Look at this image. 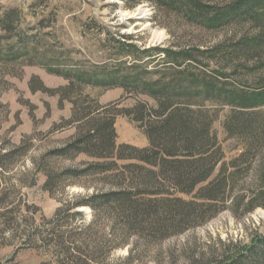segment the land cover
I'll use <instances>...</instances> for the list:
<instances>
[{
	"label": "rangeland",
	"instance_id": "374dc122",
	"mask_svg": "<svg viewBox=\"0 0 264 264\" xmlns=\"http://www.w3.org/2000/svg\"><path fill=\"white\" fill-rule=\"evenodd\" d=\"M238 1L200 0L213 11ZM135 2L0 0V264H264V199L247 205L264 190V106L240 111L204 87L214 79L227 89L264 87V16L208 27ZM251 37L259 40L250 47ZM169 97L190 111L188 123L207 124L213 178L224 169L237 181L215 212L178 209L192 226L162 238L147 223L127 228L110 205H82L114 190L115 167L69 146L92 117L93 126L113 122L116 146L148 148L147 132L162 120L154 111ZM199 216L211 218L195 225Z\"/></svg>",
	"mask_w": 264,
	"mask_h": 264
},
{
	"label": "trees",
	"instance_id": "16d2710c",
	"mask_svg": "<svg viewBox=\"0 0 264 264\" xmlns=\"http://www.w3.org/2000/svg\"><path fill=\"white\" fill-rule=\"evenodd\" d=\"M141 2L142 0H136L132 6ZM150 2L156 11L159 9L176 11L190 20L200 19L199 21L208 27H218L223 22L226 23L241 15L252 14L256 20L264 16V13L260 16L255 14V9H260L259 7L264 11V0H239L226 8H215L214 11L207 10L200 0H150ZM244 2L248 4L247 8L242 7ZM258 38H247L243 43L247 46L253 43L256 45ZM162 51L167 53L166 50ZM168 53L175 60L179 57L183 60L190 57L180 52ZM191 77L192 89L198 91L202 82L198 76ZM178 87L182 89L181 86ZM204 87L213 100L218 102L223 97L225 105L240 111L264 106V87L250 91L227 89L215 79ZM147 89L152 90L153 94L167 96L165 87L160 88L151 84ZM158 104L159 108L154 114L162 120L154 130L152 126L149 128L148 148L116 146L113 122L104 121L94 127L91 124L96 122L92 117L84 118L81 123L82 126H87L84 127L86 129H81L84 134L69 148H77L79 153H85L97 160L108 159L111 161L110 166L115 167L114 190L92 196L82 202V205L93 209H96L95 204L110 205V210L116 214V221H121L127 228L138 223H147L163 238L179 234L192 226L187 222L190 213H179L181 220H178L176 212L178 209L195 208L197 211L208 209L215 212L219 206H223L228 199V189L237 181V174L234 172L226 174V171L221 169L213 178L217 162L214 158L216 154L213 152L214 145L209 144L213 138H209L207 124L194 126L188 123L187 116L190 111L181 113V109L170 97ZM235 127L241 130L250 129V125L246 124ZM243 134L253 139L257 137L252 128ZM67 151L65 148L56 153L65 154ZM97 165L102 167L103 172L112 170L105 164ZM260 179L264 185V171ZM179 195L191 198L184 200ZM257 198L264 199V190L251 196L247 203L250 210L260 205L256 203ZM209 218L211 216H199V222L195 225H200ZM261 243L264 257V240Z\"/></svg>",
	"mask_w": 264,
	"mask_h": 264
}]
</instances>
